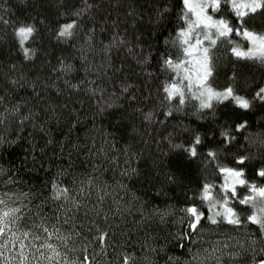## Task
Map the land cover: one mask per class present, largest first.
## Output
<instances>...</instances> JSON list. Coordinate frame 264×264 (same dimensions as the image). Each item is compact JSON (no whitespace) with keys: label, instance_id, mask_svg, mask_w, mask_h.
Here are the masks:
<instances>
[{"label":"snow or ice","instance_id":"6c2138e0","mask_svg":"<svg viewBox=\"0 0 264 264\" xmlns=\"http://www.w3.org/2000/svg\"><path fill=\"white\" fill-rule=\"evenodd\" d=\"M81 4L55 5L58 19L50 32L57 41H70L78 35V30L86 29V40L91 45L97 31L96 21L94 18L88 20L90 27L84 21L92 17L99 6L88 0H81ZM152 11L155 23L163 32H168L164 26L165 18L175 12V20L169 21L173 24L172 31L163 36L162 46L134 44L142 37L134 35L133 39H127L126 32L118 31L117 20L101 22V31L105 23L117 30L112 32L109 40L102 41L107 63L98 67L85 64L87 91L93 94L103 92L100 86L92 87L94 77L87 76L89 71L111 76L110 68L114 72L123 68L122 64L117 68L112 63L110 54L113 48L126 47L130 53L138 48L141 57L138 63L156 85V104L146 112L135 109L142 112L145 121H154L157 104L166 119L186 107L192 108L199 121L206 119L202 113L211 116L206 126L180 122L175 131L169 132L166 137L171 153L169 159H174L160 175L162 184L175 183L181 177L187 180L183 189L184 201L177 209L169 198L170 202L163 209L154 206L153 211L161 220L179 211V227L174 236L175 243L189 253L184 264H224L225 256L231 260L240 259L243 264H264V133L251 131L248 118L253 109L264 113V79L249 88L233 70L225 83L219 82L221 62L225 57L234 58L238 64L253 61L264 65V0H179L178 7L174 8L169 7V0H156ZM128 12L134 17L131 23L135 25L138 13L134 7H129ZM48 24L45 15L15 16L11 5L4 3L0 25L10 30L6 35L10 34L14 44L9 56L11 52H17L24 63L31 64L37 55L35 44L40 39L41 28ZM88 50H92L91 46ZM79 51L81 58L87 60L84 44ZM149 62L155 71H149ZM32 71L36 74L19 70L14 60L8 64L4 83L0 86L3 93L0 95V124L15 121L23 128L31 122L34 129L49 131L46 122L58 118L57 108L66 107L65 103L58 102V96L53 97L50 93L54 91L63 95L68 89H79L83 81L69 79L76 66L63 56L58 59L57 67L51 69L52 73H57L51 82L41 75L39 69L33 68ZM133 89L134 85L122 81L119 95ZM19 92L26 95L17 99L13 93ZM137 95L133 91L128 99L135 103ZM151 96L152 92H149ZM41 115L43 120L37 119ZM69 119L75 123L71 116ZM241 136L243 144L239 142ZM16 142L0 136V148ZM52 143L54 140L49 131L47 144ZM106 143L115 148L114 140ZM123 147L128 155L129 145ZM253 147L255 151L251 150ZM32 151L35 153L34 147ZM116 151L119 153V149ZM131 156L140 160L139 153L132 152ZM32 159L35 160V155ZM125 163L130 165V160ZM93 171H98V167ZM121 171L139 173V169L131 166ZM0 175L5 177L0 185V264H137L141 259L154 264L152 258L157 250L164 251L167 246V241L156 244L146 237L141 251L147 255L141 257L135 250L129 252L123 242L119 251L113 248L110 255L109 248L115 243L114 234L110 228H101L95 220H92L95 235L91 239L82 236L77 224L84 225V222L75 220L74 213L83 205L86 215L98 216L104 211L107 219L109 213L104 210L103 201L109 194L114 195L107 181L97 183L94 176H87L77 186L75 177L71 185L53 178L51 198L63 203L49 216L42 211L45 201L36 205L33 211L31 198L34 194L20 189L18 174H10L9 168L0 166ZM57 175H64V171L58 170ZM145 179L150 180V174H146ZM119 186L126 187L122 182ZM153 188L163 192L162 186L153 185ZM70 189L81 198L72 195ZM93 189L96 203L89 207L83 197L91 196ZM115 203L116 212L123 216L121 202ZM124 207L127 210L130 205ZM116 212L111 215L115 216ZM53 216L57 218L52 219ZM68 224L70 227L61 226ZM221 225L242 230L245 238L220 234ZM96 256L100 259H95ZM174 259L177 258L170 256L168 264Z\"/></svg>","mask_w":264,"mask_h":264},{"label":"trees","instance_id":"16d2710c","mask_svg":"<svg viewBox=\"0 0 264 264\" xmlns=\"http://www.w3.org/2000/svg\"><path fill=\"white\" fill-rule=\"evenodd\" d=\"M88 2L99 6L93 11L92 17H88L84 21L88 27L91 26L88 24V20L94 18L96 21L97 31L91 45L86 40V29L78 30V35L70 41H57L55 35L50 32V29L55 28L58 19L55 5L70 3L82 6L81 0H0V12L3 11V4L9 3L15 16L21 14L45 15L49 20V24L41 28L40 39L35 44L37 55L31 64L24 63L17 52L13 51L9 56L10 48L14 47L10 34L6 35L10 30L0 25V86L4 83L7 66L13 60L17 62L19 70L27 71L29 75H35L36 72L32 69H39L41 75L44 78H49L51 82L57 75V73H52L51 69L57 67V61L61 56L71 60L76 66V71L70 74L69 79L83 81L79 89H68L63 95L54 91L50 93L53 97H59V103L66 104L64 109L57 108L58 118L53 117L46 122L54 143L47 144L49 131L34 129L31 122L23 128L15 121L9 124H0V136L17 141L15 144L0 148V166L9 168L10 174H18L20 189L31 191L34 194L31 198L33 211L36 210V205L45 201L42 211L48 213L49 216L63 203L62 201H53L51 198L53 178L71 185L75 177L77 186L79 181L86 180L87 176H94L97 183L109 182L108 187L111 188L114 195L109 194L103 201V208L109 213L107 219H105L104 211H101L98 216H93L90 213L86 215L83 205L78 212L74 213L75 220L84 222V225L77 224V227L81 229L82 236L91 239L95 235V225L92 223V220H95L101 228H110L114 234L115 243L109 248L110 255L113 248L119 251L122 242L129 252L135 250L137 256L147 255L148 253L141 251L147 237L156 244L168 242L164 251L157 250L156 255L152 258L154 264H168L170 256L177 258L172 260L171 264H184L189 253L186 248H180L175 243L174 236L175 230L179 227L177 223L179 211L161 220L160 216L154 213L153 208L156 206L163 209L170 202V198L171 203L178 209L182 207L184 201L183 189L187 185V180L181 177L175 183L162 184L163 178L160 175L167 165L173 163L174 159H169L171 153L166 139L169 132L175 131L180 122H187L198 127L206 126L211 120V116L202 113L206 119L199 121L198 117L193 114L192 108L186 107L184 111L174 112L166 119L161 114L163 109L157 104L154 121H145L142 112L135 109H142L146 112L153 104H156L157 96L154 91L156 85L138 63L141 58L138 55L140 52L138 48L131 53L127 51L126 47L113 48L110 54L111 61L117 68H120L121 64L123 68L119 72H114L110 68L111 76L103 75L100 72L89 71L87 73V76L94 77L92 87L100 86L103 89L102 93L93 94L87 91L88 80L84 71L86 63L92 67L107 63L102 49V41L109 40L112 32L117 29H114L110 23H105L103 31H101V22L117 20L118 31L126 32L127 39H133L134 35L142 37V39L134 41V44L145 43L162 46L163 36L172 31L173 24L169 21L175 20V12L165 18L164 26L168 32H163L162 27L155 23V13L152 11L156 0H88ZM178 3L179 0H169V7H178ZM129 7H134L138 13L135 17V25L131 23L134 17L128 12ZM161 33L163 34L161 35ZM81 44L85 46L87 60L81 58L79 51ZM90 46L91 51L88 50ZM221 63L219 81L221 84L227 81L233 70L237 71L240 80L249 88L264 79V65L253 61H249L247 64H238L234 58L229 57H225ZM234 65L235 67H233ZM155 70V67L149 62V71ZM122 81L134 85L133 91L138 93L135 103L128 99L132 96L133 91H129L123 96L119 95ZM60 86L65 87L62 82H60ZM149 92H152L151 97H149ZM2 94L0 92V95ZM13 95L19 99L26 93L19 92L13 93ZM7 99H11V97H7ZM72 109H76V112H72ZM121 115L124 117L123 119L118 118ZM69 116L75 123L70 122ZM248 118L252 124L251 131L264 133V113L253 109L248 114ZM37 119L43 120V116L41 115ZM113 140L115 148H112L110 143H106V141ZM239 142L244 143L243 136L240 137ZM125 144L129 145L128 155H125L126 150L123 147ZM32 147L35 148V153H33ZM116 149H119V153ZM251 150L255 151V147ZM132 152L140 154L139 161L131 156ZM33 155H35V160L32 159ZM113 156L116 157L115 160L112 159ZM126 160H130V165L125 163ZM129 166L139 169V173H122L121 169H126ZM97 167L98 171L94 172L93 168ZM61 169L64 171V175L58 176V170ZM146 174H150V180L145 179ZM4 179L5 177L0 175V185L3 184ZM121 182L126 187H120ZM153 185L162 186L163 192L154 191ZM70 191L77 199L81 198L74 190L70 189ZM83 199L87 201L89 207L95 205V190L93 189L91 196L83 197ZM115 201L121 202L120 211L124 213L123 216L116 212ZM125 205H130V207L125 210ZM113 212H116L115 216L111 215ZM70 215L73 214L70 213ZM51 218L56 219L57 217ZM60 218L62 219V216ZM61 226L70 227V224ZM205 227H209V225ZM251 231L259 235L254 228H251ZM219 233L245 238L242 230H235L227 225H221ZM95 259L99 260L100 257L96 256ZM137 264H149V262L141 259ZM224 264H243V261L240 259L231 260L225 256Z\"/></svg>","mask_w":264,"mask_h":264}]
</instances>
